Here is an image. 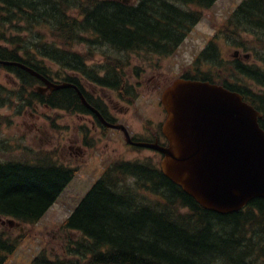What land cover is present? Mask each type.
<instances>
[{"label": "trees", "instance_id": "1", "mask_svg": "<svg viewBox=\"0 0 264 264\" xmlns=\"http://www.w3.org/2000/svg\"><path fill=\"white\" fill-rule=\"evenodd\" d=\"M136 1L0 0V58L21 61L43 74L48 73L44 60L85 71L70 46L88 29L120 49L170 50V31L186 29L194 19L181 5L214 2ZM232 18L235 29L253 32L264 44V0H245ZM21 33L28 34L21 38ZM14 70L30 79L25 71ZM74 97L61 90L52 103L67 108L75 105ZM71 176V170L42 158L0 162V216L22 223L38 220ZM62 226L83 236L62 257L50 259L42 252L30 264H260L264 257L263 199L220 215L199 206L158 167L140 162L115 163ZM25 234L0 226V264Z\"/></svg>", "mask_w": 264, "mask_h": 264}, {"label": "rangeland", "instance_id": "2", "mask_svg": "<svg viewBox=\"0 0 264 264\" xmlns=\"http://www.w3.org/2000/svg\"><path fill=\"white\" fill-rule=\"evenodd\" d=\"M241 1L242 0H216L210 8L202 9L201 21L188 33L176 53L166 57L148 54L146 55V57H149L147 61L143 59L142 54L125 51L118 52L109 45H92V48H90L92 60L87 61V63L90 66H94L96 69L100 68L101 73L104 68L100 67V65H95L104 63L103 60L108 58L106 56L125 62L130 61V64L125 67L128 73L130 70L134 71L135 68L138 67V63H143L146 70L150 67V64L161 65L156 80L152 83L148 91L144 89V91L140 93L141 95L138 98V102L136 101L131 105L128 113L115 109L121 113L118 114L114 112L116 115L113 113L118 117V120H120V122L124 120L123 122L133 130L132 132L140 131L145 120H147V116H153L154 114L147 113V111L152 109L150 102L155 98L157 91H159V88H155V86L163 83L164 78H167L169 81L178 76L182 68L188 65L193 57L200 52L205 46L206 40L218 29V26L231 14L232 10ZM3 28L6 32H9L8 25L3 26ZM10 28L11 30H15L16 26L12 24ZM26 34L28 33H21V38ZM34 36L35 33H32L31 38ZM244 36L248 40L240 42L241 45L245 46V49L253 52L252 49L255 48V45L248 44L251 42V37H248L246 34H244ZM28 39L30 38L28 37ZM72 49L75 51H83L84 46L78 43L75 44ZM139 55L141 57H138ZM44 63L46 65V70L51 76L55 74L57 78L61 76V72H59V68L55 66V64L50 61H45ZM202 68L207 69L208 72L213 71L212 65H205L202 66ZM218 74L224 77L227 75V72L218 71ZM81 81L86 82L83 79ZM17 82L19 81L9 72L0 69V85L9 89H17ZM243 83L254 87L249 79L244 78ZM110 94L113 93L109 91V95ZM149 98L151 100H149ZM146 103H149V106ZM155 103L156 101L154 100L152 103L154 108ZM32 104V106L25 105L20 111L18 98L14 96L13 93H11L8 102L2 106L0 104V113L4 115L3 120L0 119V159H24V157L27 156L30 158V156L37 152H46L47 155H52V157L59 162H71L75 166L78 165L81 160L74 157L71 153L70 146H75L73 143L77 142L76 144H78L80 141L79 139L78 141L76 140L74 132L76 134L78 133V126H81L80 124L83 123L81 119L82 116L74 115L67 109L47 108L35 102ZM141 108H143L146 113L143 114ZM84 130L87 133L89 132L88 127H85ZM113 132L117 133L116 131ZM113 132L106 131L107 134L104 135L100 141L98 138L101 137V135L97 133L95 147L87 150L89 154L87 153L86 163L89 162V164L78 171L72 182L59 194L56 199L57 202L54 203L37 222L14 226H9L7 224L3 225V229L7 230V232L13 230L14 233H18L20 228L21 232H28L26 238L18 244L15 252L5 264H28L29 261L42 250L46 252V255L51 257L63 255L65 249L72 244V241L79 239L77 237H79L80 234L76 231H66L65 228L62 227V222L65 221L71 209L77 204V200L83 195L86 188L89 187V184L97 176L102 166L109 159L118 157L119 154H124L128 158L136 156V158L142 160L149 156L150 153L147 151H136L135 153L126 155L124 153L125 147L123 145L120 147L119 144L120 135L117 133L118 137H116V134ZM105 142H107V146H104ZM116 146L117 148H114ZM6 221L8 222V220Z\"/></svg>", "mask_w": 264, "mask_h": 264}, {"label": "water", "instance_id": "3", "mask_svg": "<svg viewBox=\"0 0 264 264\" xmlns=\"http://www.w3.org/2000/svg\"><path fill=\"white\" fill-rule=\"evenodd\" d=\"M14 63L55 85L19 62ZM162 101L168 112L163 174L202 207L220 214L264 198V130L258 112L241 96L208 82L177 79ZM119 126V125H113ZM10 222V221H9Z\"/></svg>", "mask_w": 264, "mask_h": 264}, {"label": "flooded vegetation", "instance_id": "4", "mask_svg": "<svg viewBox=\"0 0 264 264\" xmlns=\"http://www.w3.org/2000/svg\"><path fill=\"white\" fill-rule=\"evenodd\" d=\"M231 57H230V56ZM229 55H220L222 61L227 62V63H232L233 61H235L236 63H239L240 65L242 64H248V61L250 60V55L249 54H243L240 53V51L238 49H235L234 51L230 52ZM219 71H221L219 69ZM141 78H143V82L150 84L151 82H154V77H155V72L151 71L149 73L145 72H139L138 73ZM86 82H78V84L76 85L78 87V89L81 91V93L84 95V97L86 99L89 100L90 104L92 106H94L95 108H97L99 110V112L101 113V115L110 120H113L112 122H117L116 121V114H121L120 112L116 111H122L125 113H128L130 111V107L128 106L127 108V104L128 103H135L136 101L138 102V97L134 96L137 92V90L139 89L138 87H136L135 85L130 83V86L128 88H125L124 86H122V88H120L119 91L116 92L115 95L110 94L109 95V89L107 88V86L102 85V83L98 80L93 81V80H85ZM142 83V82H140ZM139 83V84H140ZM155 88H160L159 85L155 86ZM73 90L75 91L73 93V95L75 96L74 98H76V102H73V104L75 103V105L78 103V99L79 96L77 94V91L73 88ZM160 94V91H159ZM57 93H50V94H45L44 97H46V99H52L54 97H56ZM158 95V91L155 95V98ZM155 98L150 102V106H152V109L150 111H148V113H154L153 117H154V124H152L151 126L148 127H144L142 128V133L138 136H135L134 140L137 141H143V142H147V143H156L159 145H166L167 141L164 137V135L162 134V122L165 118V110L162 106V104L157 101L155 103V108L153 107V101L155 100ZM80 99V98H79ZM256 99V98H254ZM149 100H151L149 98ZM109 102V105H108ZM142 103V102H141ZM132 104V105H133ZM144 104V103H142ZM149 106V103H146ZM102 105L105 107V110L102 108ZM72 107L74 105H71ZM116 109V110H115ZM143 109V108H141ZM88 115L86 116H82L83 120L86 122H90L91 126L93 127L94 131H96L97 129H99V125L100 122L98 120V118L96 117V115L89 109H87ZM115 112V113H114ZM113 113L115 115H113ZM138 113V112H137ZM75 115H80L79 113L75 112ZM115 120V121H114ZM93 133V132H91ZM94 137V135H93ZM76 140L78 141V137L76 136ZM77 142H74V145H71L70 148L72 149L73 153L75 155H82L83 153V149L82 146L80 145V143L76 144ZM147 148V147H146ZM148 150L155 156H160V153L152 148H148Z\"/></svg>", "mask_w": 264, "mask_h": 264}, {"label": "bare ground", "instance_id": "5", "mask_svg": "<svg viewBox=\"0 0 264 264\" xmlns=\"http://www.w3.org/2000/svg\"><path fill=\"white\" fill-rule=\"evenodd\" d=\"M20 77L22 78L24 83H29L30 82V79L29 80H25L21 74H20ZM20 87H22V86H20ZM18 96L21 97V93H18ZM18 106H20V111H21L23 109V106H22L21 102L18 103ZM73 107H76V105H74ZM5 219L8 220V222L11 221V218H9V217H7Z\"/></svg>", "mask_w": 264, "mask_h": 264}]
</instances>
